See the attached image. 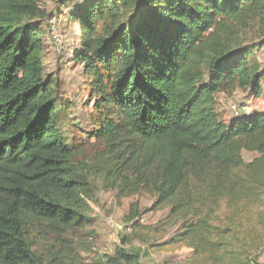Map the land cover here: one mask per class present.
Segmentation results:
<instances>
[{"label":"trees","instance_id":"trees-1","mask_svg":"<svg viewBox=\"0 0 264 264\" xmlns=\"http://www.w3.org/2000/svg\"><path fill=\"white\" fill-rule=\"evenodd\" d=\"M76 58L95 99L89 135L123 188L168 208L170 239L212 264H258L264 248L263 108L228 122L219 92L264 96L251 56L264 0H80ZM38 0H0V264H44L30 226L77 230L90 219L76 150L59 126L57 80L43 69ZM257 157L244 161L242 151ZM136 207L127 220L136 227ZM106 264H140L117 248ZM46 264H61L56 258Z\"/></svg>","mask_w":264,"mask_h":264},{"label":"rangeland","instance_id":"rangeland-1","mask_svg":"<svg viewBox=\"0 0 264 264\" xmlns=\"http://www.w3.org/2000/svg\"><path fill=\"white\" fill-rule=\"evenodd\" d=\"M81 3L80 0H38V6L49 14L48 21L42 23L44 74L57 80L55 91L62 108L59 126L76 150L75 161L80 162L77 166L86 183L83 198L90 220L77 230H49L46 225L34 223L30 226V250L44 264L56 258L61 264H106V256H113L117 248L138 253L140 264H212L193 249L170 242L179 224L165 225L169 209H152L155 200L152 194L123 188L112 174L104 171L112 170V166L104 167L103 149L89 135L98 115L93 108L95 99L90 80L83 75L84 65L76 58L81 45L79 25L70 16L81 8ZM54 33L58 43L53 39ZM262 38L248 33L244 41L258 45L251 58L263 68L264 47L258 44ZM216 97V111L225 122L237 114L263 108L264 96L255 98L247 89L219 92ZM257 156L256 152L242 151L244 161ZM133 206L139 213L136 227L127 220ZM257 254L258 264H264V248Z\"/></svg>","mask_w":264,"mask_h":264},{"label":"built area","instance_id":"built-area-1","mask_svg":"<svg viewBox=\"0 0 264 264\" xmlns=\"http://www.w3.org/2000/svg\"><path fill=\"white\" fill-rule=\"evenodd\" d=\"M52 29H53V26H52ZM53 39H54V41H55L56 43L59 42L58 37H57V35H56L55 33L53 34Z\"/></svg>","mask_w":264,"mask_h":264}]
</instances>
